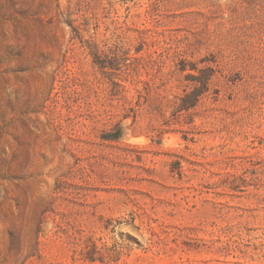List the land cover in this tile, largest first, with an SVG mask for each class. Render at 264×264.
I'll list each match as a JSON object with an SVG mask.
<instances>
[{"label": "rangeland", "instance_id": "374dc122", "mask_svg": "<svg viewBox=\"0 0 264 264\" xmlns=\"http://www.w3.org/2000/svg\"><path fill=\"white\" fill-rule=\"evenodd\" d=\"M0 264H264V0H0Z\"/></svg>", "mask_w": 264, "mask_h": 264}, {"label": "trees", "instance_id": "16d2710c", "mask_svg": "<svg viewBox=\"0 0 264 264\" xmlns=\"http://www.w3.org/2000/svg\"><path fill=\"white\" fill-rule=\"evenodd\" d=\"M210 70H211V69H210ZM208 80H209V77H207L205 80H204V78H203L202 81H201L202 86L207 87V86H208V85H207ZM186 96H187V95H185V96H183V97L181 98L180 109H186V108L189 107V102L186 101ZM196 96H198V94H197ZM197 101H198V97H196V99H195V102H197ZM193 104H195V103H193Z\"/></svg>", "mask_w": 264, "mask_h": 264}]
</instances>
